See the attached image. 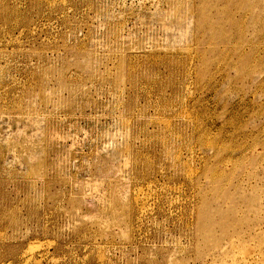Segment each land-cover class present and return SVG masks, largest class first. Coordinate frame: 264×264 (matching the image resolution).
<instances>
[{
  "label": "rangeland",
  "instance_id": "374dc122",
  "mask_svg": "<svg viewBox=\"0 0 264 264\" xmlns=\"http://www.w3.org/2000/svg\"><path fill=\"white\" fill-rule=\"evenodd\" d=\"M0 264H264V0H0Z\"/></svg>",
  "mask_w": 264,
  "mask_h": 264
}]
</instances>
